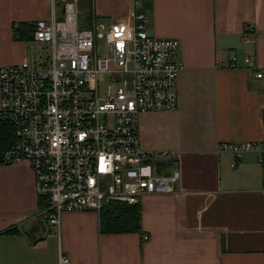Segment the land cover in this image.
Masks as SVG:
<instances>
[{
  "label": "crops",
  "instance_id": "1",
  "mask_svg": "<svg viewBox=\"0 0 264 264\" xmlns=\"http://www.w3.org/2000/svg\"><path fill=\"white\" fill-rule=\"evenodd\" d=\"M58 1L0 0V66L31 62L18 31L52 7L62 17ZM133 11L148 34L180 41L178 105L139 123L145 149L179 153L174 191L142 196L136 232H100L94 210L64 212L55 232L29 164H0V264H59L60 253L67 264H264V0H92L91 15L109 22ZM221 142L262 150L231 166Z\"/></svg>",
  "mask_w": 264,
  "mask_h": 264
},
{
  "label": "built area",
  "instance_id": "2",
  "mask_svg": "<svg viewBox=\"0 0 264 264\" xmlns=\"http://www.w3.org/2000/svg\"><path fill=\"white\" fill-rule=\"evenodd\" d=\"M76 1L63 0L62 17L52 7L33 24L31 40L48 43L51 56L38 65L23 60L0 66V120L15 134L0 164H29L38 196L48 201L40 212L55 232L64 212L99 213L109 201L140 204L144 195L173 192L181 175L177 151L145 149L139 134L140 114L178 105L183 64L173 55L180 41L148 34L139 11L108 26L90 15L79 27ZM235 62L232 57L227 67ZM244 62L252 66L256 57L246 55ZM106 73L101 93L99 75ZM261 150L251 142L217 147L232 153L231 166L246 152ZM58 261L69 258L60 253Z\"/></svg>",
  "mask_w": 264,
  "mask_h": 264
},
{
  "label": "trees",
  "instance_id": "3",
  "mask_svg": "<svg viewBox=\"0 0 264 264\" xmlns=\"http://www.w3.org/2000/svg\"><path fill=\"white\" fill-rule=\"evenodd\" d=\"M62 3V2H61ZM57 4H59L57 2ZM34 25L20 29L17 35L26 40L32 38ZM15 140L14 128L9 122L0 120V153L11 146ZM48 201L40 197L38 208L40 211L47 208ZM99 229L104 233L136 232L140 229V204H128L122 201H109L99 212ZM20 230L14 226L4 233H18Z\"/></svg>",
  "mask_w": 264,
  "mask_h": 264
},
{
  "label": "rangeland",
  "instance_id": "4",
  "mask_svg": "<svg viewBox=\"0 0 264 264\" xmlns=\"http://www.w3.org/2000/svg\"><path fill=\"white\" fill-rule=\"evenodd\" d=\"M59 4L56 5V7L59 9L61 6V3L57 0ZM76 4V21L79 27H83L88 24L90 20L91 15V7H92V0H77L75 2ZM98 22L103 23L105 26H108L109 20L103 19V18H97ZM100 45L102 46L101 54L103 57H106V48L104 41H100ZM28 55L30 63L33 65H38L43 62V59H47L49 56H51V47L48 43L43 42H36L33 41L30 42L28 47ZM109 77V74H101L99 75V81H100V92L103 93L107 81L102 79L103 76ZM146 115L140 114L139 116V123L140 121L146 119ZM111 121V118L109 119V122Z\"/></svg>",
  "mask_w": 264,
  "mask_h": 264
}]
</instances>
